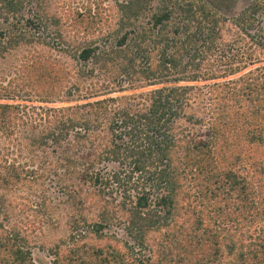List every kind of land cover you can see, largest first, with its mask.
I'll use <instances>...</instances> for the list:
<instances>
[{"label":"rangeland","instance_id":"rangeland-1","mask_svg":"<svg viewBox=\"0 0 264 264\" xmlns=\"http://www.w3.org/2000/svg\"><path fill=\"white\" fill-rule=\"evenodd\" d=\"M121 1L123 0H24L20 10L11 12L7 10L3 0H0V103H14L24 106L25 109L23 117L13 127L11 134L5 136L0 132V161L15 159L33 171L31 174L23 172L21 177L26 178L14 188H4L0 184V231L8 236L18 234L23 237L25 247L36 264H71L66 256L69 250L77 248L83 251L89 247V254L90 251L98 249L97 256L107 255L110 259L108 258L106 264H139L136 261L138 258L144 261L151 257L154 264H161V261L162 264H180L178 260L173 259L175 253L173 256H167L168 249L165 244L158 250L156 244L159 243V231L133 227V224L129 223L128 214L132 209L131 205L128 204V211L118 205L121 186L112 175L114 171L122 176L127 174L132 167V157L121 150L118 152L119 158L114 159L108 155V159L106 155L110 146H97L99 141L94 140L95 135L101 131V126L94 122L87 126L90 127L89 130L82 122L81 131L70 130L67 137L60 138L57 142H53L51 137L39 147H35L32 142L50 131H55V135L60 124L62 125L61 119L71 115L70 109L77 104L84 105L89 101L113 97L108 115L104 114L99 118L103 123L102 127H106L110 115L121 108L144 113L151 104V95L155 89L188 85L191 88L188 89L187 95H190L192 104L184 103L183 110L178 106L180 117L174 116L171 121L162 122L163 129L176 140L177 147L173 151L175 153H171V165L177 167L176 165H180L182 148L185 145L191 141H204L208 138L209 121L202 111L209 106V97L213 93L215 83L236 78L247 69L253 68L256 64H249L250 61L244 58L251 49L259 53L261 62L257 63L264 64V50L259 45L251 44L246 34L249 31L255 35L259 26L264 27V12L254 14L255 26L247 28L246 31L242 30L233 23V19L250 0H235L234 4L227 1L228 6L222 5L220 12H217L227 18L217 25L216 33L220 31L218 44L209 52L201 71H205L208 63L220 56L223 62L227 57L234 58L239 70L232 74H219V77L214 79L195 81L184 79L176 82L169 75L166 79L147 78L141 68L149 65L150 69L156 70L161 48L160 44L153 47L152 39L155 35L152 31H146L148 25L145 22L141 23L147 21L149 16L138 18L133 23V26L138 22L140 26H145L140 32L146 31L148 37L141 46L147 49L145 53L149 59L137 58L133 62V47L127 44L113 48L115 53L109 51V46L125 32L124 29L118 28V18L122 15V10L118 8ZM158 1H151L153 7ZM75 8L82 12L91 9L90 14L96 19V30L93 34L78 31L73 27L71 21ZM147 15H150L148 11ZM116 29L120 31L115 32ZM130 36L128 43H133V30ZM205 43L201 42V51L207 48ZM95 44L105 46V53L95 63L91 59L85 63L80 62L77 57L80 49ZM48 56L63 61L60 63L66 68L68 75L59 91L50 96L49 101H42L35 90L24 82L27 79H35L37 71L33 66L28 69L31 63L43 61ZM129 58H132L129 68L131 72L127 74L120 66L126 64L125 60L129 64ZM227 66L230 64H220L222 71ZM218 68L219 66L212 65L209 70L215 72L214 69ZM187 69L186 75H189L192 68ZM39 107H42V110ZM45 109H48L49 113L45 114ZM85 112L83 109V113ZM193 115L194 119L200 117L202 123L193 121ZM189 116L192 120L187 119ZM115 117L118 115L115 114ZM77 133L80 136L75 138ZM90 140H94V144ZM98 152L105 154L101 155L99 160L96 158L92 167L90 160ZM69 156L73 160L71 165L66 167ZM59 159L65 163L66 169H57ZM150 163L148 162L145 171L134 175L138 177V183L142 184L141 181L148 175V171H153L154 167ZM242 169L243 165L240 170ZM247 169H244L243 174ZM248 170V177L251 178L252 172ZM179 171L177 179L180 185L175 191V199L178 201L175 211L177 219L191 215L194 208L202 211L207 226L216 228L215 231L221 238L222 255L214 264H245L238 259L237 250L240 247L244 251L245 247H241V243H247L256 231L264 229V219L240 225L236 230L228 224L224 227L225 223L215 225L210 220L212 213L209 208L201 205L200 199L189 196L198 193L197 186L193 181L183 178ZM91 172L103 174L107 177V184L92 185L87 178ZM173 216H170L172 220L167 218L171 225L175 221ZM96 222L105 226L103 233L94 232ZM165 232H169L168 227H163L161 233ZM133 233L135 235L132 238L130 234ZM139 233L145 236L143 244H137L140 242L137 237ZM231 241L235 244L233 251L227 245H231ZM110 248L113 251L109 253ZM112 257L116 258L115 261ZM162 257L171 262L164 261Z\"/></svg>","mask_w":264,"mask_h":264},{"label":"trees","instance_id":"trees-1","mask_svg":"<svg viewBox=\"0 0 264 264\" xmlns=\"http://www.w3.org/2000/svg\"><path fill=\"white\" fill-rule=\"evenodd\" d=\"M151 1L153 0H123L119 3L118 8L122 10V15L118 18V28L124 29L125 32L109 46L111 53H115L113 48L127 44L133 47V62L137 58L149 59L145 53L147 49L141 46V43L148 37L146 31H152L155 35L152 39L153 47L160 44L161 48L157 69H150L149 65L141 68L147 78L166 79L169 75L176 82L184 79L195 81L214 79L219 77V74H232L239 70L234 58L227 57L223 62L220 56L213 59L212 63H208L205 71H201L209 52L218 44L220 31L216 33L217 25L222 19L227 18L218 15L217 12H220L222 5L228 6L227 1L234 4L235 0H159L154 7ZM3 2L7 10L17 12L22 8L24 0ZM147 11L150 15H147ZM257 12H264V0H250L233 19V23L246 31L247 28L255 26L254 14ZM90 13V8L87 12L75 8L71 21L73 27L78 31L93 34L96 30V19ZM146 16H149V19L141 23L145 22L148 25L147 29L140 32L145 26H140V22L133 26V23L136 19ZM130 26L133 27L129 29ZM259 27L255 35L249 31L246 34L251 44L259 45L264 50V27ZM132 30L133 43H128ZM119 31L116 29L115 32ZM201 42L207 44L203 51L199 49ZM104 47L99 44L84 46L77 57L82 63L90 59L95 63L105 53ZM244 58L250 61L249 64L256 65L236 78L215 83L213 93L209 97V106L202 111L209 121L208 138L204 141H191L182 148L181 166L171 165L173 162L171 153H175L173 151L177 147L176 140L163 129L162 122L171 121L174 116L179 118L181 111L179 112L178 106L183 110L184 103L192 104L190 95H187L188 89L191 88L188 85L163 86L155 89L151 95V104L144 113L121 108L110 115L106 127H102L103 123L99 118L104 114L108 115L109 107L114 101L113 97L89 101L84 105L77 104L70 109L71 115L61 119L62 125L60 124L55 135L54 130L50 131L36 138L32 144L36 145L35 147L42 146L41 144H45L49 137L53 142H57L60 138L67 137L70 130L81 131L82 122L86 127L95 122L101 126V131L95 135L94 140L99 141L96 143L97 146L101 144L110 146L106 155L108 159V155L114 159L119 158L118 152L121 150L132 157V167L127 174L122 176L114 171L112 175L121 186V189L118 187L120 193L118 205L126 211L129 210L128 204L131 205L132 209L128 211L129 223L140 230L146 227L159 231V243H155L159 247L158 250L165 244L168 249L167 256H173L175 253L173 259L178 260L180 264H214L222 255L221 238L216 233V228H209L202 211L195 208L191 215L177 219L175 211L178 201L175 199V191L180 185L177 173L180 170L183 178L195 183L198 193L189 196H195L196 199H200L201 205L209 208L212 213L210 220L215 225L225 223L224 227L228 224L236 230L240 225L264 219V64L257 63L261 62V59L254 49L247 52ZM110 59L112 60V57ZM107 61L110 62L109 59ZM131 61L132 58H129V64L125 60L126 64L120 66L127 74L131 72L129 71ZM60 62L63 63L48 56L43 61L32 62L28 68L32 69L33 66L37 72L34 81L27 79L28 81L24 83L30 85L42 101H49L48 98L59 91L64 79L67 78V70ZM220 64L230 66L222 71ZM212 65L219 68L212 72L209 70ZM188 67L192 69L189 75H186ZM13 91L20 92L17 89ZM39 109L42 110V107ZM83 109L86 110L85 113ZM24 110V106L18 104L0 103V132L5 136L11 134L13 127L23 117ZM44 111L45 114L49 113L48 109ZM115 114L118 117H115ZM187 119L192 120L190 116ZM193 121L202 123L201 118L194 119V115ZM87 129L90 130V127ZM77 135L80 136L77 133L74 135L75 138ZM94 140L90 142L94 144ZM104 154L95 153L90 165L93 167L95 159ZM68 158L66 167L71 165L73 160L70 156ZM148 162H151L154 169L148 171V175L141 181L142 184L138 183L136 181L138 177L134 175L145 171ZM241 165L244 169H250L253 175L251 178L248 177V169L243 174L244 169L240 170ZM66 167L62 159H59L57 169L63 170ZM23 172L33 173L15 159L1 160L0 184L4 188H14L26 178L21 177ZM87 178L95 186L107 184V177L100 173L91 172ZM170 216L175 218L172 225L167 221ZM170 218L172 220V217ZM163 227H168L169 232L161 233ZM104 228L102 223H94L95 233H103ZM134 235L130 234L132 238ZM137 237L140 241L137 244H143L144 234L139 233ZM227 245L232 251L235 249L234 243ZM240 246L245 249L243 251L239 247L237 250L239 260L245 264H264V229L256 231L247 243H241ZM89 249L90 247L83 251L77 248L69 250L66 255L68 261L71 264H106L109 258L107 255L97 256L98 249L90 251L89 254ZM111 251L113 250L110 248L109 253ZM162 258L171 262L165 257ZM112 259L115 261L116 258ZM159 260L161 261L160 258ZM136 261L139 264L144 261V264L148 262L154 264L152 257L144 261L138 258ZM0 264L36 263L31 259L23 237L18 234L8 236L0 231Z\"/></svg>","mask_w":264,"mask_h":264}]
</instances>
